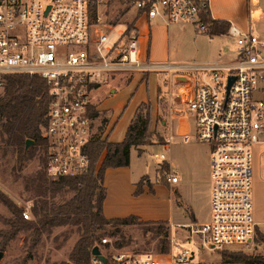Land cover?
Segmentation results:
<instances>
[{
    "label": "built area",
    "instance_id": "built-area-1",
    "mask_svg": "<svg viewBox=\"0 0 264 264\" xmlns=\"http://www.w3.org/2000/svg\"><path fill=\"white\" fill-rule=\"evenodd\" d=\"M107 1L0 0V87L7 74L37 76L46 83L49 102L41 136L49 179L89 171L87 145L97 136L105 138L92 91L117 72L150 70L139 56L136 21L140 16L159 17L167 24L190 22L197 31L207 32L202 16L209 14L208 0H123L124 16L133 11V17L117 32V23L106 21ZM227 33L236 46L230 63L193 64L187 72L166 65L188 78L177 85L181 109L170 107V112L190 117L192 131L182 139L210 146L209 219L171 226L184 228L188 238L198 236L203 245L219 252L253 246L259 229L252 213L251 187L264 170V101L252 95L264 89V39L235 25ZM170 141L166 138L164 149ZM152 155L167 162L164 152ZM163 177L170 184L178 181L170 169ZM22 215L29 218L25 210ZM100 240L102 245L110 243L108 237ZM168 240L166 252L106 255L99 248L106 263L90 252L88 264H194L193 251L175 254L177 238L170 233Z\"/></svg>",
    "mask_w": 264,
    "mask_h": 264
},
{
    "label": "rangeland",
    "instance_id": "rangeland-1",
    "mask_svg": "<svg viewBox=\"0 0 264 264\" xmlns=\"http://www.w3.org/2000/svg\"><path fill=\"white\" fill-rule=\"evenodd\" d=\"M123 9V0H110L105 3L106 21L110 24L117 23L114 28L115 32L122 30L126 25V21L130 19L129 14L124 16L125 12H121ZM186 23L194 26L193 23ZM222 41L225 43L226 49H229V51L232 49L230 54H233L236 49L235 46H231L234 39L226 37ZM193 52L189 50V53L181 58L172 59L165 63L196 64L201 60V56ZM220 57L222 58V56ZM159 72L165 74L169 71L160 70ZM171 72L174 73L173 70ZM126 73L128 72L115 73L112 79L110 77L106 83H102L91 93L92 100L97 108L101 110V112H98L97 118L99 127L102 126L106 115L112 118L115 115L117 117L118 112H123L114 129L108 135V139L111 141H118V138L121 137L124 126L132 114L133 107L146 94L145 86L136 85V80L130 82L133 74H140L141 71H136L133 74ZM169 81H166L163 76L160 80L157 105L153 111L154 114H152V107L150 112L147 133L149 144L140 146L141 149L147 152L142 153L139 158H136L135 153L132 152V169L133 171L140 169L150 178L161 182L164 181L163 176L167 171L165 164L168 162L171 168L180 175V184H183V200L180 203L181 206H174L171 221L178 222L180 225L194 221L204 222L210 216V146L206 142H185L182 139L186 126L189 125L190 117L187 118L182 114L170 112L169 106L176 109L181 108V106L176 93L178 84L172 80ZM154 82L155 77L153 76L148 82V90L151 87L154 88ZM111 87L112 93L108 92ZM1 93L2 87H0ZM252 95L264 101V89H256L252 92ZM147 103L150 104V102ZM145 112L146 109L142 108V117ZM105 130V127L101 128L100 134L102 136L105 135ZM188 130L192 131L191 126ZM166 138H172V141L168 144V148L164 149L162 144L166 142ZM24 150L27 151V154H25L22 165L19 167L17 154L6 146L5 135H0V197L3 198L0 199V251L2 252L0 264H64L67 262L68 254L79 237L76 227H53L49 233L41 234L37 244L31 247L32 241L29 235L31 230L20 229L11 225V220L14 217L4 198H8L10 203L21 212L24 210L29 212V218H22L31 220L33 219L31 207L38 196L33 190H29L30 183L33 184L35 181L43 180V177L49 179L43 171L44 158L39 146H35L33 142L27 148L24 147ZM161 152H164L167 162H159L152 155ZM260 174L262 176H258L257 173L252 182L251 200L254 220L260 233L264 235V170ZM73 194L74 191L64 187L56 195L47 196V198L55 203H62L71 198ZM167 226L169 229L168 237L171 233L177 238V247H174V253L178 254L182 250L193 251L194 264H241L222 262L221 251H215L203 245L198 236L194 235L188 238V232L184 228L172 227L171 224H167ZM121 233L123 235V245L119 247L114 244L113 237L102 233L100 239L108 237L110 240V243L106 245L97 244L102 252L106 255L118 251L159 252V236L154 237L150 231L144 230L141 225H125L121 227ZM230 250L236 251L237 249L232 248ZM241 251L250 255H259L264 259V243L259 241L257 237H255L253 246Z\"/></svg>",
    "mask_w": 264,
    "mask_h": 264
},
{
    "label": "trees",
    "instance_id": "trees-1",
    "mask_svg": "<svg viewBox=\"0 0 264 264\" xmlns=\"http://www.w3.org/2000/svg\"><path fill=\"white\" fill-rule=\"evenodd\" d=\"M125 11L126 9H123L121 12ZM202 19L207 25V32L210 35L226 33L229 28L228 23L211 20L209 14L202 16ZM48 102L47 85L40 77L27 74L4 75L2 93L0 94V135H5L6 146L17 154L19 167L27 154V151L24 150L27 139L33 140L35 146H39L42 153L44 151L41 126L45 124ZM142 108L146 109L143 117ZM150 112V104H139L125 137L120 142H110L107 138L101 139L99 136L90 141L87 145L90 157V168L87 174L57 179L43 177V180L30 183V187L28 184L29 190H33L38 196L31 207L33 219H23L21 210L10 203L8 198H4L14 217L11 220V225L31 230L29 234L32 241L31 247L37 244L41 234L49 233L53 227L74 226L79 237L68 254L67 262L88 264L91 249L101 243L102 233L113 237L114 244L119 247L123 245L121 227L138 224L144 230L150 231L154 237L159 236V252L169 250L168 222L141 221L133 215L107 219L103 216L101 209L105 196L102 180L106 168L128 166L131 148L135 149L138 155L147 152L140 146L149 144L147 133ZM165 166L168 170V163ZM64 187L74 191L71 198L62 203H55L47 198V196L56 195ZM139 192L138 188L136 193ZM0 199L3 198L0 197ZM256 237L264 243V235L259 230L256 232ZM220 255L224 263L264 264V259L261 256L246 254L238 249L236 251L223 250Z\"/></svg>",
    "mask_w": 264,
    "mask_h": 264
},
{
    "label": "crops",
    "instance_id": "crops-1",
    "mask_svg": "<svg viewBox=\"0 0 264 264\" xmlns=\"http://www.w3.org/2000/svg\"><path fill=\"white\" fill-rule=\"evenodd\" d=\"M208 1L211 20L223 21L228 23L229 26L235 25L241 31L252 33L264 39V0ZM129 15L132 18L133 11ZM136 27L139 34V56L150 67V70L134 74L130 82L136 80V85L145 86L146 94L133 107L132 114L126 122L118 141L109 140L108 135L114 129L117 120L119 121L123 112H118V116L116 117L115 115L112 118L106 115L100 130L105 127L106 132L103 137L110 142H120L124 139L127 128L139 104L150 102L152 114H154L153 111L157 105L159 84L162 76L166 81L170 80L169 82H171V80L174 81L175 77L183 75V73H178L179 75L170 73L173 68L180 67L182 72H184L193 66V64L181 62L165 63L166 61L179 59V57L181 58L189 53V50L201 56V60L196 65H224L235 58L236 49H233L234 53L230 54L232 49L230 51L226 49L225 43L222 41L226 37H231L227 32L219 35H210L208 32L197 31L195 26L186 22L167 24L159 17L149 19L145 16L138 18ZM232 44L231 46H235L234 41ZM168 64L172 66L171 70L166 69ZM160 70H168L169 72L161 74ZM153 76L155 77L154 88L151 87L148 90V82ZM108 92L112 93V87L108 89ZM97 109L101 112L99 108ZM173 109L179 110L181 108L176 109L173 107ZM190 126L192 129L189 120V125L186 126L187 128L185 127V132L189 131ZM132 152L135 153L136 158L140 157L137 151L131 148L128 166L108 167L104 171L102 184L105 188V196L101 208L103 216L107 219H112L133 215L141 221H166L171 225H180L178 222L174 223L171 221L174 206H181L180 203L183 200V184H180V175L171 168L168 162L169 169L178 177V181L173 184L165 180L161 182L154 180L143 171H140V169L133 171ZM138 188L140 192L136 193Z\"/></svg>",
    "mask_w": 264,
    "mask_h": 264
},
{
    "label": "water",
    "instance_id": "water-1",
    "mask_svg": "<svg viewBox=\"0 0 264 264\" xmlns=\"http://www.w3.org/2000/svg\"><path fill=\"white\" fill-rule=\"evenodd\" d=\"M232 79H233L232 77L229 78L227 87L230 85ZM187 80H188V78L185 77V76H177L174 79L175 83H181V82H185ZM31 144H33V140L27 139L26 142H25V147L27 148ZM91 253L94 254V255H97L103 262L106 263V258L103 255H101L98 245H95V246L92 247ZM1 256H2V252L0 251V257ZM65 264H71V263L70 262H66Z\"/></svg>",
    "mask_w": 264,
    "mask_h": 264
}]
</instances>
